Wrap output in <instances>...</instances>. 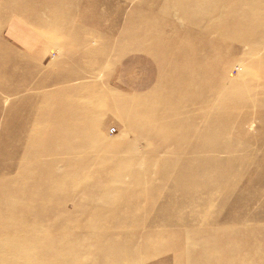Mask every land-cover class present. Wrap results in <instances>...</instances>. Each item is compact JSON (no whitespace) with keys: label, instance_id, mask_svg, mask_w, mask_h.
Instances as JSON below:
<instances>
[{"label":"rangeland","instance_id":"1","mask_svg":"<svg viewBox=\"0 0 264 264\" xmlns=\"http://www.w3.org/2000/svg\"><path fill=\"white\" fill-rule=\"evenodd\" d=\"M7 1L8 0H0V4H4ZM9 1L6 3L9 6L17 2V0ZM28 1L29 0H18L17 3H19L18 5L20 6H27L29 4L38 7L42 6L36 0H31L29 3ZM111 1L118 3V0ZM124 1L120 0L121 3ZM42 2L43 6L40 8L39 18H26L29 22L24 24L25 31H18L17 29L16 32L12 29L13 22L15 19H18L16 16H11L13 18L6 17L5 23L3 22L0 24V55L2 54L0 57L6 56L8 58V56L14 55L17 58L11 59H14V61L17 60L19 63L27 62V67L30 68V71H32L33 67L35 68V73H33L34 75L30 78L25 77L26 73H29V71H26V65L19 64L21 67L14 73L9 70L3 71L0 69V180L5 177V175L13 177L21 175L26 182H31L34 177L37 178L40 175L41 169L48 164V157L42 155L41 160L38 159L39 161H35V159L33 160L30 157L25 148L28 142H32L31 138L32 134H34L32 131V122L28 124V120L33 118L34 115L33 111L30 110L32 103L37 102L39 109L46 111L52 110L53 106L58 104V101L72 108L87 111L92 117L90 121V124H93L90 131L92 138L96 137L102 139L106 143L109 142V144L113 146L112 149H116L117 145L122 147L124 145L130 146L133 138V127L128 121V116L135 114L137 109L129 107V105L115 106L110 104V102L114 100H123L124 102L132 100L134 103L136 101H141L142 103L151 102V100H154L160 95L158 90L160 89L161 81H159L158 76L160 77V74L166 71V69H164V71L161 72V69H157V66L160 65V61L157 58L158 55L155 48L154 52L152 46H150V48L142 45L127 47L130 40L129 38H125L121 41L120 33L113 35L108 42L107 39L109 35L99 31L98 22L90 23L83 27L82 32L79 31V33H74V30L71 29L72 31L69 32L70 37L67 38L62 37L61 30L53 31V29H49L46 26L43 27L42 24L51 21L52 15L49 6H52L54 0H42ZM177 2L176 0L125 1L123 3L125 6L123 17L127 19L134 7L138 5L144 6L142 10L144 13L148 12L149 7L155 8L154 15L162 17L157 11L163 13L166 8L160 6L164 4L168 8L177 9ZM136 3L139 4L136 5ZM58 4L59 5L56 7L60 8L59 14L56 16L57 19H59L63 13H68L69 10L72 11L68 4ZM106 7L107 5L104 3V5L98 7L92 5L87 8H81L74 12V14L72 13V20H76V14L81 13V16H85L93 10L104 11ZM262 7H264V0H262ZM3 8L0 9V23L5 16L15 14L11 12L12 8ZM200 8L201 9H196V13H194L197 16V20L200 15L206 11L205 9L203 10L201 6ZM30 12L31 11L25 7L21 11L19 10L17 14L28 17ZM172 19L174 20V18ZM37 24H41V26ZM262 26L264 27V21L262 22ZM201 27L202 25L197 21L194 27L186 23V26H183L182 30H178L174 25L170 24L165 28V31L169 37L176 40L178 46L183 45L190 54L193 52L194 54L203 55L207 47L200 42L203 32ZM14 34H17V38L12 36ZM215 35L216 34L213 36L218 39H227L226 32H220V34L218 33V35ZM194 42L196 44H194ZM64 44L68 45L67 48H71L72 50L75 49V53L70 49H64ZM15 48L17 50L20 49L19 51H21L22 55L20 53L12 54L15 52ZM248 49L249 45H243L238 54L234 53L230 57L234 64H236V67L231 71V75L238 76L239 63H243L244 65L250 63V60L246 61L242 55V52ZM41 54L43 56L40 64L39 61L36 60V57L41 56ZM23 55H29V61L25 59ZM262 55L263 53H255L252 60L258 57L261 59ZM192 56L194 55H191V57ZM78 63L82 65L80 66ZM189 65L191 67L188 73L185 74L188 77H200L201 74H203V71L201 72L199 68H197L201 65V61L199 63L198 60H193V58H191ZM202 65L205 67L206 63L203 62ZM76 66H78L79 70H82L84 66H93L98 72L96 74L87 73L84 77L77 78L76 81H61L54 83V80H61L64 73L74 72L75 70L71 68H76ZM171 71L176 75H180L175 68H172ZM185 75H183V78H185ZM251 79H253V83L257 80V83H251ZM91 82L99 84L100 92H98V94H91L89 98H84L83 96L79 98H62L57 96L62 88H77L81 90L84 86H89ZM263 82L264 74L257 75L255 72L253 73L251 71L249 74L245 75L240 84H237L238 89L243 90L240 100L245 104H250V106L241 108L239 110L240 112L242 110L249 114L255 113L256 111L264 113V103H259V99L264 98V90L259 88L255 91L253 89L252 91L249 90V87L252 88L254 85H264ZM144 85L145 87L150 85V87L148 86L145 88L143 87ZM141 86L145 89L140 88ZM255 86L253 88H255ZM195 88V90L199 92L203 91L201 85H197ZM141 91L143 92L141 93ZM181 91L186 93V97L181 101L179 111L171 115L173 119L189 117V115L194 112V107L190 105L192 102V95L188 94V91L184 87L181 88ZM33 92L44 95L45 99H33ZM52 97H58L56 98L57 102H50ZM199 104L200 103H195L196 107L199 108ZM211 107L214 109L221 108L218 104ZM12 115H14L13 120L11 119ZM200 122L201 120H186L183 128H185L186 131H193ZM4 126H6V128H3ZM244 127L245 131L243 129L241 132H238V134L233 133L228 134V136L230 138H232V136L236 137L241 143L243 140L253 139L249 146L251 149H245L239 153H235L238 157L246 156V158L249 159L247 162H242V164H239L237 167L241 177L239 176L240 179L238 181L235 179L234 183H232V180L229 181L227 179L229 171H224V166H215L219 168L217 172L223 176V179L214 180L212 183L214 184L213 188L217 187V190H215L216 197L213 201L207 200L206 197L208 194L201 192L202 199L167 203V193L168 197L169 195H177L180 197L183 196L182 192L178 191L176 194L172 192L171 189L163 188L159 190L157 188L153 190L152 188L147 189L146 186L135 188L132 186L130 175H124L122 179H119L123 186V191H121V193L112 192L107 196H99L95 194V192H79L80 186L84 183H89L91 180L90 178L83 176L77 179L67 178L62 183L68 186L74 185L76 187V190H73L75 191L74 195L70 198H66L65 194L50 195V197L45 198L46 200L49 199L50 204L47 205L45 203L44 205H39L35 203V209L29 215L24 216L17 211H11L5 214L4 220L0 223V264H59V258L56 256L58 248L53 246L50 241L52 242V239L55 237L64 236L66 233L70 234H68V237L72 242L81 243L80 248L82 256L78 259L75 258L71 264H92L93 261L98 259V255L101 252L99 246L102 245H113L115 248L124 251L121 259L111 258L107 261V264H120L121 260L124 264H187L186 262L189 261H191L189 262L190 264H192V262L195 264H204L206 260H204L203 253L201 252L208 253L212 256V254L209 253L212 251V248L208 246L204 248L203 245L207 239L208 241H210V238L211 240H216L218 245L220 244L218 240L223 237V239L227 237L229 240L231 239L230 236L236 240L242 239V237H240L242 233H237L235 230L229 232L230 234L219 230L218 233L209 234L206 232L207 229H231L232 227L237 228L239 231L245 229L247 232H251L250 239L253 243L248 242L245 243V247L241 245L233 249V252L236 253L244 252L243 250L245 249L247 250L249 255L248 260L243 264H263L264 241L259 244L257 240L264 238V125H262L257 118L256 120L253 119L245 122ZM181 128L182 127H178L174 129V131L182 132ZM112 130L114 132H112ZM174 131L171 129L169 132L171 133ZM228 136L222 140L210 139L209 143H223L226 146L230 141ZM194 139L195 137L192 136L189 138L191 141L182 143L180 147L181 151L178 150V152L173 150L175 147L173 144L167 146L165 152L159 155L157 154L153 159L150 153L154 148H158L164 144L162 138H155L150 147H147L144 142L133 147L135 150L130 146L128 147L131 148L130 151L134 150L137 154H134V162L130 165V168L136 173L141 172L142 174L147 173L148 175L149 169L155 166L157 167L160 159H165L167 162L169 161V163H175L179 166V170L182 169L183 163L191 166V168H198V162L189 157ZM5 140L14 141V147H6L4 144ZM261 141L263 142L261 143ZM124 147L126 148V146ZM149 148L152 150H149ZM39 150L42 151V149ZM40 151L38 152L40 153ZM183 151H186V154H183ZM229 154L228 151L220 150L199 153V155L203 156L205 159H210L212 155L220 158L222 163L224 162V158ZM12 156H14L15 161L11 164L13 166L12 171L9 172L6 168L10 166L8 158ZM21 159L23 162H28V164L19 166L18 162L21 161ZM123 159H125L124 156ZM76 161L81 162L82 158L78 157ZM156 163L157 165H155ZM111 167L114 171L119 169L118 165H113ZM147 169L148 172H146ZM151 174L152 171L149 175ZM189 175L190 174H183L181 177L182 179H179L181 180L180 182L183 183L184 181V183L192 184L194 180L196 181L194 177L192 178L193 175L190 176L191 178L187 177ZM146 176L140 175L141 185L147 183L146 180L148 178ZM150 178H153L155 181H160V175L158 173H153ZM137 179H139V176ZM113 182L114 185L118 184L117 181ZM45 187H47V185H45ZM228 187L232 188L230 193L229 190H225V188ZM243 196L246 197L244 198ZM134 197L138 199L136 205L130 204L131 199ZM169 201H172L170 197ZM21 202H23V200L19 198L12 202L8 200L4 202L0 198V212H6V210L12 207L17 208L20 206L19 203ZM63 211H65V214L62 213ZM95 214L98 216L97 220H95V228L92 229L80 225L83 220H88L91 218V215ZM105 216H107V218L104 219ZM102 217L103 219H101ZM123 217L124 220L120 221V218ZM24 220L27 222L38 221L40 223H47L54 220L56 224H61V227L49 228L40 225L34 227L28 224V227H30L33 232L41 230L43 227L42 230L45 229L47 236V238H44L43 242L41 240H36V247L28 251V244L22 238L19 239L17 234V232H21L17 228L21 226ZM70 227L72 230H70ZM96 230L102 233H90V231ZM111 234L112 236H109ZM172 237L174 239H172ZM199 244L200 246L203 245L201 252L199 250ZM192 245L195 246L192 247ZM51 249L52 251H50ZM20 252L23 254L26 253L29 260L21 263L18 259H11L12 262L6 263V259L9 255L14 256ZM84 259L85 261L83 262Z\"/></svg>","mask_w":264,"mask_h":264},{"label":"bare ground","instance_id":"2","mask_svg":"<svg viewBox=\"0 0 264 264\" xmlns=\"http://www.w3.org/2000/svg\"><path fill=\"white\" fill-rule=\"evenodd\" d=\"M8 1L4 4L1 3L0 9L3 7L12 8L11 12H14L15 14L5 16L4 19L1 20L2 22L0 24L3 22L5 23L6 17L13 18L16 16L18 19H15L13 22L12 29L16 32L17 29L18 31H25L24 24L29 22L26 18H39L40 8L43 6L42 0H36L40 3V5H42L41 7L30 4L27 6H20L18 5L19 3H17L18 0L17 2L14 1L15 3L13 2L14 4H10L11 6H9L6 4ZM125 1L132 2L133 0ZM176 1H178L177 9L168 8L163 4V6H160L166 8L163 13H160L156 10L159 15H162V17H157L154 15L155 8L149 7L148 12L144 13L142 12L144 6L138 5L134 7L130 15L127 17V19H125L123 17L125 10V6L123 4L124 2L121 3L120 0H118V3H115L111 0H54L52 6H49L52 15L51 21L45 22V24H42V26L53 29V31L61 30L62 37L67 38L70 37L69 32L72 31L71 29L74 30V33H79V31L82 32L83 27L89 25L90 23L98 22L99 31L109 35L107 39L108 42L113 35L120 33L121 41H123L125 38H129L130 42L127 44V47L142 45L150 48V46H152L154 52L156 49L158 55V57H156L160 61V65L157 66V69H161V72L166 69L165 72H160V77L158 76L159 81H161V86L158 90L160 95L154 100H151V102L146 103H142L141 101H136L134 103L132 100L129 102H124L123 100H114L111 101L110 104L115 106L129 105V107L137 109L135 114L128 116V121L133 127V138L132 144L130 145L132 148L143 142L147 145V147H150L152 141L155 138H162L164 140V144L162 146L154 148L153 150L149 148V150H152L150 153L152 159L155 158L157 154L159 155L160 153L165 152L166 147L171 146L172 144L175 146L173 150H176L177 152L178 150L181 151L180 147L182 146V143L191 141L192 139L189 140V138L194 136L195 139L191 145L189 157L191 159H195V161L198 162V168H191V166L185 165L183 163L182 169L179 170V166H177L175 163H169V161L167 162L165 159H160L158 164L159 167L156 163L155 165H157V167L155 166L149 169V174L152 171V174L158 173L160 175V181H155L153 178H150L152 174L147 175V173H136L130 168V165L134 162V154L137 155L136 151H134L135 148H133V151H130L131 148H128L130 146L124 145L126 148L124 146L123 148L122 146L117 145L116 149H112L113 146H111L109 142L106 143L102 139L96 137L92 138L90 131L93 124H90L92 117L90 116L89 112L80 110L78 108H72L71 106L65 103L62 104L59 101L57 102L56 98L58 97H52L50 102L58 103L53 106L52 110H40L37 102L32 103L30 106V110L33 111L34 115L33 118L28 120V124L32 122V131L34 134H32V142H28V144L25 145L26 150L33 160L35 159V161H39L42 159L43 155L49 158L48 164L46 167L41 169L40 175L37 178L33 176L34 179L31 182H26L21 175L16 177L5 175V177L0 180V198L2 201L5 202V200H8L12 202L17 198L23 200V202L19 203L20 206L17 208L12 207L11 209L6 210V212H0V223L4 220V216H6L5 214L7 212L9 213L11 211H17L25 216L34 211L35 203L39 205H44L45 203L47 205L50 204L49 199H45L50 197V195L65 194L66 198L73 196L75 193L73 190H76V187L74 185L68 186L62 183L67 178L77 179L80 176L90 178L91 180L89 183H84L82 186H80L79 192H95V194L99 196H107L112 192L121 193V191H123V186L119 179H122L124 175L131 176L132 186L135 188H139V186H146L147 189L152 188L153 190L157 188L159 190L163 188L171 189V191L175 192L176 194L178 191L182 192L183 196H180L181 199L177 195H169L170 200L172 201H169L167 193V203L173 201L186 202L189 200L199 199L202 196L201 192L208 194L206 197L207 200L213 201L216 197L215 190H217V187L213 188L214 184L212 183L214 180L217 181L223 179V176L217 172L219 168L215 167L218 165L224 166V171H229L227 179L229 181L232 180V183H234L235 179H237V181L240 179L239 176L241 177V174L237 167L239 164H242V162H247L249 158H246V156L238 157L235 155V153H239L245 149H251L249 146L251 145L250 143L253 139H246L241 143L239 139L234 136L230 138L228 134H238V132H241L243 129L245 131V122L253 119L256 120L258 118V121L264 125V113L256 111L255 113L249 114L248 112H244L242 110L241 112L239 111L241 108H244V106H250V104H245L240 100L243 90L238 89L237 85L240 84L245 75L249 74L251 71L253 73L255 72L257 75L264 74V27L262 26V22L264 21V7H262V0ZM29 2H31V0H29L28 3ZM58 3L68 4L72 11L69 10L68 13H63L62 16L57 19L56 16H58L60 8L56 7L59 5ZM104 3L107 5L104 11L93 10L85 16H81V13L76 14V20H72V15L77 10L81 8H87L92 5L98 7L100 5H104ZM137 4L139 3H136V5ZM200 6L206 11L200 15L197 20V16L194 13H196V9H201ZM25 7L31 11L28 17H23L21 14H17L19 10L21 11ZM172 18H174V20ZM197 21L200 22L202 25L201 28L203 29L202 30L200 28L203 31L200 42L202 45L207 47L203 55L194 54L193 52L190 54L189 51L183 47V45L178 46L176 40H174L172 37H169L165 31V28L170 24L174 25V27H176L178 30H182L183 26H186V23L194 27L195 22ZM38 26H41V24ZM220 32H226L227 39L221 40L213 36L214 34H220ZM12 36L17 38V34ZM194 44L196 43L194 42ZM243 45H249V49L247 51L241 52L244 59L246 61L250 60V63L247 65L239 63L238 76H233L231 75V71L234 67H236V64H234L232 58L230 57L234 53L238 54V52L241 50V46ZM67 47L68 45L64 44V49H70L75 53V49L72 50L71 48ZM19 50L15 48V52L12 54H21V51ZM255 53H263L261 59L258 57L252 60V57H254ZM191 55L194 56L191 57ZM42 56L43 55L41 54V56L36 57V60L39 61L40 64L42 62ZM23 57L28 59V61L30 59L29 55H23ZM11 58L16 59L17 57L14 55L10 57L8 56V58L6 56L0 57L1 70H9L14 73L19 67H21L19 66L20 64L26 65V71H29V73H26L25 77L30 78L32 75H34V67L32 71H30V68L27 67V62L19 63L17 60L14 61V59ZM191 58H193V60H198L199 63L201 61V65L197 67L201 72L203 71V74H201L200 77L190 78L185 75L188 73L189 68L191 67L189 65ZM203 62L206 63L205 67L202 65ZM172 68H175L180 75L174 74L171 71ZM71 69H74L75 71L72 73H64V75L61 77V80H54V83L61 81H76L77 78H82L87 73L96 74L98 72L93 66H84L82 70H79L78 66ZM183 75H185V78H183ZM250 81L253 83V79ZM256 83L257 80H255L253 84ZM197 85H201L203 87V91L199 92L198 90H195ZM148 86L150 87V85ZM143 87H145V85ZM143 87L141 86L140 88ZM183 87L186 88L188 94L192 95V102L190 105L194 107V112H192L189 117L173 119L171 118V115L179 111V106H181L180 103L186 97V93L181 91V88ZM253 87H249V90L252 91L253 89L255 91L257 88L264 90L263 84L261 86H255V88ZM99 90V84L91 82L89 86H84L81 90H78L77 88H62L60 93H58L59 95L57 96L62 98H79L81 96L84 98H89L91 94H98V92H100ZM142 92L143 91H141V93ZM32 98L36 100L40 98L45 99V96L33 92ZM195 103H200V107H196ZM259 103H264V98L259 99ZM216 104H218L221 108L214 109L211 107ZM13 117L14 115L11 116L12 120ZM190 119L195 121L201 120V122L197 124V127L193 131H186L183 126L185 121ZM178 127L183 128H181L182 132H177L176 130L174 131V129ZM3 128H6V126ZM171 129L174 132L170 133L169 131ZM227 136L230 138V141L226 146L223 143H209L210 139L222 140ZM262 142L263 141H261V143ZM258 143L261 144L260 142ZM4 144L6 147H14V141L11 140H5ZM39 149H42V151ZM213 150L228 151L230 154L224 158L223 163L221 162L220 158L214 157L213 155L210 157V159H205L203 156L199 155L201 152H212ZM38 151H40V153ZM183 154H186V151H183ZM123 156L125 159H123ZM78 157L82 158L81 162L76 161ZM8 161L10 166H8L6 169L11 172L13 169L11 164L15 161L14 156L9 157ZM18 163L19 166L28 164V162H23L22 159ZM113 165H118L119 169L114 171V169L111 167ZM146 172H148V169ZM183 174H190L187 177L193 175L192 178L194 177L196 181L194 180L192 184H187L186 182L184 183V181L181 183V180L179 179L183 176ZM140 175H147L146 177L148 179L146 180L147 183L145 185H141ZM138 176L139 179H137ZM113 181H117L118 184L114 185ZM45 185H47V187H45ZM230 188H225V190H229L230 193L232 191V188ZM246 196L243 197L245 198ZM137 200L138 199L134 197L131 199L130 204L136 205V203H138ZM62 213L65 214V211ZM97 218L98 216L96 214L91 215L90 219L85 221L83 220L81 223H79L80 225H84L87 228L93 229L95 228L94 224L96 223L95 220H97ZM105 218H107V216H105L104 219ZM101 219H103V217ZM120 219V221H123L124 217ZM28 224H31L34 227H38L39 225L49 228L61 227V224H56L54 220L47 223H40L38 221L27 222L24 220V222L21 223V226L17 228L19 231H21L17 232V234L19 239L22 238L28 244V251H31L36 247V240H41L43 242L44 238H47L45 229L42 230L43 227L41 230H36L33 232V230L28 227ZM70 230H72L71 227ZM218 230L224 233H229L232 232V230H235L237 233H242L240 236L242 239L236 240L230 236L231 239L229 240L225 235H223L226 237V239H223L224 237L219 239V245L217 244L216 240L214 241L210 238V241H208L207 239L203 245L204 248L207 246L212 248V251L209 252L212 254V256L208 253L201 252L203 245L200 246V242V249L198 247L197 248L201 253H203V258L206 260L204 264L246 263L245 261L248 260L249 256L247 250L245 249L243 250L244 252L236 253L233 252V249L241 245L242 247H245V243L248 242L253 243V241L250 239L251 232H247L245 229L239 231L235 227H232L231 229H207L206 232L213 234L215 232L218 233ZM100 232L101 231L97 230L90 231L91 234ZM68 234L69 233L64 234L65 237L57 236L52 239V242L50 241L53 246L58 248L56 251V256L59 258V264H71L75 258L78 259L82 256V251L80 248L81 243L72 242L69 239ZM109 236H112V234ZM172 239L174 238L172 237ZM257 241L260 244L264 241V238H260ZM193 246L195 245H192V247ZM99 249L101 252L98 255V259L93 261L92 264H107V261L111 258L121 259L123 257L122 255L124 251L115 248L113 245H102L99 246ZM50 251H52V249ZM20 253H17L14 256L9 255L6 259V263L12 262L11 259H18L21 263L29 260L26 253V255ZM84 261L85 259L83 262ZM189 262L186 263L188 264ZM122 264H124V262ZM192 264L195 263L192 262Z\"/></svg>","mask_w":264,"mask_h":264},{"label":"built area","instance_id":"3","mask_svg":"<svg viewBox=\"0 0 264 264\" xmlns=\"http://www.w3.org/2000/svg\"><path fill=\"white\" fill-rule=\"evenodd\" d=\"M112 132H114V131L112 130Z\"/></svg>","mask_w":264,"mask_h":264}]
</instances>
